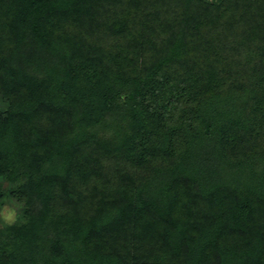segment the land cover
Instances as JSON below:
<instances>
[{
    "label": "trees",
    "instance_id": "16d2710c",
    "mask_svg": "<svg viewBox=\"0 0 264 264\" xmlns=\"http://www.w3.org/2000/svg\"><path fill=\"white\" fill-rule=\"evenodd\" d=\"M10 198L0 264H264V0H0Z\"/></svg>",
    "mask_w": 264,
    "mask_h": 264
},
{
    "label": "rangeland",
    "instance_id": "374dc122",
    "mask_svg": "<svg viewBox=\"0 0 264 264\" xmlns=\"http://www.w3.org/2000/svg\"><path fill=\"white\" fill-rule=\"evenodd\" d=\"M2 106H3V104H2ZM20 207H21V204L17 201V199H15V198L8 199L2 205L1 209H4V208L12 209L14 211V218L11 220V222H8V221H5L1 217V220H2V222H1L2 224L1 225H6V224L14 222L17 219V217H18V214H19V211H20Z\"/></svg>",
    "mask_w": 264,
    "mask_h": 264
},
{
    "label": "clouds",
    "instance_id": "9594fccd",
    "mask_svg": "<svg viewBox=\"0 0 264 264\" xmlns=\"http://www.w3.org/2000/svg\"><path fill=\"white\" fill-rule=\"evenodd\" d=\"M0 217H2L5 221L11 222L14 218V211L8 208L0 209Z\"/></svg>",
    "mask_w": 264,
    "mask_h": 264
}]
</instances>
